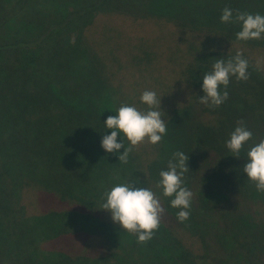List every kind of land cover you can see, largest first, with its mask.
Wrapping results in <instances>:
<instances>
[{
  "label": "trees",
  "instance_id": "trees-1",
  "mask_svg": "<svg viewBox=\"0 0 264 264\" xmlns=\"http://www.w3.org/2000/svg\"><path fill=\"white\" fill-rule=\"evenodd\" d=\"M226 7L233 20L238 12L264 15V0H0V264H56L65 257L44 263L37 243L78 231L104 236L118 251L67 264H264V192L242 171L247 151L264 140V39L237 40L241 25L220 20ZM107 18L131 26L134 89L128 57L108 65L91 40ZM157 25L167 43L161 49L152 37ZM237 52L248 61V80L231 77L219 107L199 103L203 75ZM145 73L153 84L135 88ZM154 76L166 83L155 86ZM145 90L162 95L167 134L123 164L124 148L101 147L111 134L104 122L124 104L146 111ZM238 121L252 139L236 158L225 143ZM177 151L188 156L183 186L193 194L182 223L172 198L154 187ZM132 179L152 188L164 209L144 244L99 209L105 191ZM29 192L49 207L34 218L17 206Z\"/></svg>",
  "mask_w": 264,
  "mask_h": 264
},
{
  "label": "clouds",
  "instance_id": "clouds-1",
  "mask_svg": "<svg viewBox=\"0 0 264 264\" xmlns=\"http://www.w3.org/2000/svg\"><path fill=\"white\" fill-rule=\"evenodd\" d=\"M222 23L236 22L241 25V30L236 33L239 41L264 39V15L238 12L233 20V12L230 8H224L220 17ZM74 43V38L72 40ZM261 61H257L259 67ZM248 61L242 58V53L237 52L234 57L227 60L216 59L212 70L202 77V91L204 95L198 102L210 108L222 105L228 99V85L231 77L237 81H247ZM162 96V95H161ZM160 97L155 91L145 90L140 96L142 104L147 106L146 111H141L135 106L121 105L116 110L115 116H109L104 124L111 130L110 135H104L101 147L106 153H119L118 160L126 164L129 154L142 144L156 145L167 134V121L161 119L164 115L160 108ZM118 135L128 141L125 148L121 138L117 142ZM252 139V132L247 129L243 121H238L235 129L230 133L225 147L233 157L239 158L242 149ZM187 154L177 151L168 161L167 170L159 172L160 179L154 185L161 190L163 197L172 198L170 206L180 209L176 218L184 222L189 218L188 211L191 204L192 192L183 186V176L189 172L186 167ZM246 163L242 171L247 179L254 183L259 192H264V140H260L247 151ZM138 181L117 184L103 193L104 202L100 210L110 214L111 220L120 226L122 231L137 237V243L144 244L153 238L158 230L164 209L160 197L152 188L137 186Z\"/></svg>",
  "mask_w": 264,
  "mask_h": 264
},
{
  "label": "rangeland",
  "instance_id": "rangeland-1",
  "mask_svg": "<svg viewBox=\"0 0 264 264\" xmlns=\"http://www.w3.org/2000/svg\"><path fill=\"white\" fill-rule=\"evenodd\" d=\"M128 27L131 28L128 23H123L117 19L107 18L105 20H99L97 25L95 26L96 32H93L90 37L91 40L95 42L98 51L106 60L108 65L111 63V61H114L115 64H121L122 58L128 57V88H130L132 86L129 85V80L132 79V77L135 75L130 69V56L132 48L129 46V38L127 33ZM160 28L161 27L158 26V29L152 32V37L156 41L157 44L155 45L158 49H161L167 44L165 43L164 45H162L164 43L165 37L163 35V29ZM113 48L115 49V55L114 52L109 51ZM169 50L171 51L172 48H170ZM109 67L111 66H108L107 68ZM149 74L150 75H147V73H145L143 75L144 79L139 82L140 84L137 82L135 84V88H142L143 83H148L152 85L153 82L149 81L151 78V73ZM155 78L158 79L155 82V86H159L161 83H166V81H163L162 78ZM174 91H176V86H173L171 89V92ZM25 182L26 180L24 178V183ZM30 192L27 194L26 197L22 195V200L17 206L22 205L24 211L22 212V214L25 217L29 218L32 216L31 218H34L36 217V215H39L41 212L47 210L49 207H47L48 204L46 202H43L40 198L38 200L36 196H30ZM35 250L38 254H40L41 259L44 263L46 261L52 260L53 256L61 255L65 257L61 261L56 262V264H67L68 258H74L77 256L88 259L101 260V256L115 254L118 251L116 249V246H113L109 240L105 239L104 236L94 233H87L84 231L59 234L51 238L40 240L37 243Z\"/></svg>",
  "mask_w": 264,
  "mask_h": 264
}]
</instances>
